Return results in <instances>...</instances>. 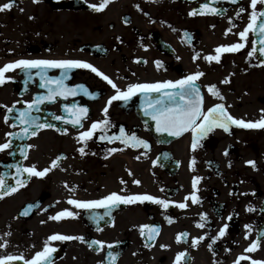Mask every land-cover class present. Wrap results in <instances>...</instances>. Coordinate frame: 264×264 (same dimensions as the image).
<instances>
[{
    "label": "flooded vegetation",
    "instance_id": "obj_1",
    "mask_svg": "<svg viewBox=\"0 0 264 264\" xmlns=\"http://www.w3.org/2000/svg\"><path fill=\"white\" fill-rule=\"evenodd\" d=\"M5 2L0 0V4ZM99 2L16 0L9 10L0 11V66L21 58L80 59L109 76L121 90L129 83L178 80L199 70L204 73L197 84L205 111L223 103L235 118L256 121L261 117L264 65L260 59L264 57L258 51L252 57L248 53L253 41L259 48L264 39L259 30L264 17L258 16L254 29L247 33L244 48L222 53L219 62L204 57L215 55L218 45L240 42L237 33L249 23L253 11H264V3L258 0L253 9L251 0H215L211 6L218 9L216 13L189 15L191 9L208 0H110L102 11L89 7ZM226 29H231L227 35ZM38 71L10 70L6 76L12 79L0 85V144L11 140L9 148L0 150V174L15 185L17 164L35 165L37 170L50 168L43 177L23 173L26 183L0 198V243L8 241L0 254H23L30 259L44 248L50 235L60 233L84 239L47 241L55 248L51 264H174L176 254L185 250L183 264H234L239 255L251 258L240 264L264 261V128L230 124L225 132L215 127L193 150L191 131L180 136L158 133L155 121L145 115L143 102L160 93H137L129 100L111 103L106 132L97 130L91 139L80 141L79 132L105 119L102 109L115 89L90 69L78 68L69 71L70 79L65 83L83 84L98 95L77 91L75 96L45 101L32 114L38 123L55 127H42L36 135L8 137L6 133L19 132L21 127L15 121L19 109L48 91L40 86L41 79L35 75ZM60 71L48 69L47 74L58 76ZM28 73H32L31 79ZM210 84L217 86L223 100L208 92ZM14 104L8 113L7 107ZM64 104L88 109L81 125L54 119L70 116ZM121 127L149 146L134 148L119 140L99 139L100 135H118ZM81 147L84 154L78 151ZM112 148L118 150L110 153ZM60 154L63 157L53 166L51 161ZM249 160L255 162L254 167L246 163ZM194 177H201L195 189L197 203H192L190 195ZM136 180L140 183H134ZM110 192L147 193L185 202L188 207L181 209L173 203L165 209L144 201L121 203L108 212L103 207L86 210L67 203L70 197L98 200ZM28 204L35 206L27 215L21 214ZM63 209L77 215L49 218ZM106 212L98 224L92 219ZM141 225L159 227L154 240L148 239L149 230H142ZM224 225V235L213 240ZM180 233L187 235L177 242ZM199 236L204 239L193 246L192 238ZM92 240L105 242L101 251L88 246ZM253 241H257L255 251L246 252ZM109 251L115 254L114 260L107 256Z\"/></svg>",
    "mask_w": 264,
    "mask_h": 264
},
{
    "label": "snow or ice",
    "instance_id": "obj_2",
    "mask_svg": "<svg viewBox=\"0 0 264 264\" xmlns=\"http://www.w3.org/2000/svg\"><path fill=\"white\" fill-rule=\"evenodd\" d=\"M16 0H7V2L0 4V11L9 10L14 4ZM34 2H38V0H34ZM235 2V0H234ZM259 2L264 3V0H259ZM85 3H88V0H85ZM110 3V0H100L98 4H89V7L94 11H102L104 8ZM215 3V0H208V2L201 3L199 8H193L190 10L189 15L207 14V13H216L218 9L216 7H212L211 4ZM258 0H251V6L255 9ZM137 7H139L137 5ZM23 9H21L22 11ZM240 11H244V9H240ZM239 16V12L237 13ZM264 17V11L257 13L253 11L249 23L244 27L242 31L237 33L240 37V42H235L231 44H221L215 48V55L208 54L204 57L205 60L217 61L219 62L221 59L222 53H234L244 48L246 35L249 30L254 29V25L256 24L257 18ZM231 21V18H229ZM127 22V21H126ZM259 30L261 36L264 37V22L259 23ZM231 29L225 30V35L230 32ZM259 48H257V41H253V48L249 51L248 56L252 57L258 51L261 57H264V39L259 41ZM196 59V57H193ZM159 65V61L156 62ZM260 64L264 65V58L260 59ZM28 70V69H39L35 75H38L41 79V87L48 89L46 94H41L36 97L34 100L26 102L27 107L23 109H19V115L15 117V121L21 125L19 132H9L6 133L8 137H13L17 135H36L37 131L42 127H55L54 124H41L38 123V118L35 117L32 112L34 109L39 108V105L45 101H53L57 97L67 98L68 96H75L77 91H83L85 94L95 97L98 93L89 92L83 84L79 85H69L65 83V81L69 80V71L71 69H90L92 72L96 73L103 80L107 81L109 85L115 89V94L108 98V101L105 104V107L102 109L105 114V119L94 121L91 126L85 130L78 133V139L80 141H87L91 139L97 130L106 132L107 128L110 126V121L107 119L108 107L115 100H129L132 96L137 93H141L144 96H149L150 93L156 92L160 93L155 98L149 97L146 101L143 102L145 115L151 116L152 120L155 121L156 131L158 133H169L173 136H180L184 132L191 131L192 133V149L198 146V141L200 138L207 135L208 132L212 131L215 127L222 128L225 132L229 131V125L234 124L237 126H241L244 128H264V109H261V117L256 120H248L238 119L233 117L230 113H228L225 105L223 103L215 104L211 107H208L205 111L203 108L204 97L201 91V88L197 84V80L199 77L204 75L201 71H196L194 73H190L181 79L178 80H165L163 82L157 81L154 83H129L126 86V89L121 90L113 80L107 76L105 73L94 67L91 63H88L84 60L80 59H17L12 62H7L0 66V85L4 84L6 80L12 79L9 76H6V73L10 70L14 69ZM48 69H60V74L58 76H49L47 74ZM28 78L31 79L32 73H28ZM223 82H227L226 80ZM208 92L220 100H223L224 97L221 95L219 89L215 84H210L206 86ZM7 107V106H6ZM64 110L67 111L70 116H56L54 119L56 120H64L66 123H70L73 126L81 125L82 120L86 118L88 109L79 105H70L64 104ZM15 108V104L12 107H7V112L11 113ZM8 115L5 116V121L8 120ZM13 127H16V124H13ZM63 131H66L64 129ZM100 140H119L126 146L138 147L143 145L147 148L148 142L139 138L135 133L128 134L125 132L123 127L120 128V132L118 135L109 137L107 135H100ZM11 140L0 144V150H4L10 147ZM30 147V146H29ZM118 149L112 148L108 150L110 153L115 152ZM81 154H84V148L81 147L78 149ZM24 149L21 148V153L23 154ZM63 157V154H60L56 157L51 164L53 166L56 165L57 161ZM155 163V161H153ZM246 163L255 166L254 161H247ZM191 166V165H190ZM16 175L14 179L16 181L15 185H10L4 178V174H0V198H3L4 195L11 194L18 190L19 187L23 186L26 183V178H21L23 173H28L30 176L43 177L49 171L50 168L45 167L42 170H37L35 165L22 167L21 165H15ZM201 177L193 178V193H191L192 203L198 202V197L196 195L195 189L197 187V181L200 180ZM123 183V181H122ZM134 183L139 184L138 180L134 181ZM67 186V185H66ZM188 197H185L187 200ZM144 201H152L156 204H159L163 208H168L170 204L177 203L174 201L161 199L157 196L150 195L147 193L143 194H128L121 195L117 192H110L109 194L103 196L98 200H79L74 198H69L67 203L69 205H74L76 208L80 209H94L98 207H103L110 212L112 208L117 207L119 204H133L136 202H144ZM35 205L28 204L26 209L21 213L23 215L28 214V210L32 209ZM177 206L181 209L188 207L185 202H178ZM106 212L104 215L97 214L92 217L93 220L99 223V221L104 219V216L108 214ZM77 215L76 212L71 211L69 209H63L57 212L54 216L49 217L50 219L60 220L62 218H74ZM201 218H205V214L201 213ZM169 222H171V218L169 217ZM198 227H203V224H198ZM141 229L149 230V240H154V234L158 233L159 227L157 225H141ZM227 225H224L220 228L218 236L213 237L215 240L219 236H223L225 232V228ZM248 227V226H246ZM6 235H10L7 233ZM143 235V231H142ZM187 233H180L177 235V242H179ZM83 240L82 236H69L60 233H54L47 238V241H65V240ZM204 236L193 237L192 245L196 246L200 240H203ZM45 241L44 248L40 251L35 252V254L27 259L20 255L0 254V264H15L17 261H22L23 264H51V254L55 251V248H51L48 245V242ZM8 241H4V243H0V248H5L7 246ZM105 244L104 241L92 240L89 242L88 246L93 248L95 251H101L102 246ZM257 245V241H253L251 245L245 250L247 251H255ZM108 247L111 248V244H108ZM161 247H168V245H161ZM211 247V245H210ZM109 258L115 259V254L111 251L107 253ZM186 259V250L178 252L174 259V264H183V261ZM250 260V257H246L244 255L237 256L234 264H240L243 260ZM98 264H104L103 261L98 262ZM251 264H264V261H256L251 260Z\"/></svg>",
    "mask_w": 264,
    "mask_h": 264
}]
</instances>
